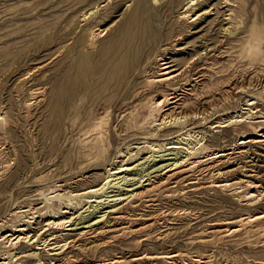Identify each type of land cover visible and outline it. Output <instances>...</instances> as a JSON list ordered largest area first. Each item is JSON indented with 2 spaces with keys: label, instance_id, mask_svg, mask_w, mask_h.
I'll list each match as a JSON object with an SVG mask.
<instances>
[{
  "label": "rangeland",
  "instance_id": "374dc122",
  "mask_svg": "<svg viewBox=\"0 0 264 264\" xmlns=\"http://www.w3.org/2000/svg\"><path fill=\"white\" fill-rule=\"evenodd\" d=\"M189 1L0 0V237L31 209L40 217L31 234L44 238L14 249L12 264H65L67 258L71 264H264V144L254 143L264 122H235L245 120L246 109L264 117V0H195V12L207 15L193 26L178 19ZM83 15L90 18L83 22ZM87 23L105 31L96 41L95 84L75 105L57 102L53 91L64 84L71 58L79 61ZM224 29L231 31L227 38ZM163 49L177 69L189 65L187 78L176 87H147L145 63ZM36 89L45 90L44 103L26 108ZM173 92L180 101L172 114L186 125L156 132L153 123L144 133L151 116L161 119L151 112L153 99ZM185 132L194 137L178 145V157L198 141L228 156L198 163L129 202L109 216L110 234H98L100 225L80 236V215L93 205L97 212L114 209L113 196L122 193L111 185L96 198L81 197L106 183L108 165L139 171L152 155L149 161L175 158L145 148H168L177 139L164 140ZM132 173L126 177L138 178ZM55 192L71 197L50 200ZM59 219L70 222L46 227ZM67 242L72 245L57 250Z\"/></svg>",
  "mask_w": 264,
  "mask_h": 264
},
{
  "label": "bare ground",
  "instance_id": "6f19581e",
  "mask_svg": "<svg viewBox=\"0 0 264 264\" xmlns=\"http://www.w3.org/2000/svg\"><path fill=\"white\" fill-rule=\"evenodd\" d=\"M175 1L176 0H167V3L170 6L171 5L173 6ZM154 2L155 3L159 2V0H154ZM199 4L200 3L196 2L195 0H190L189 3L187 4V6L190 9L188 8L183 14L179 15V18L178 17L177 18L181 21L187 22V24H189L191 26L196 25L197 23L199 24V21H201L203 16L207 15V13L201 15V14L196 13L197 11L195 12L193 7L197 6ZM228 6H232V5L229 4ZM94 14L90 13L89 15H91V17H92V16H94ZM224 14H226V13H224ZM82 18H84V19L81 21L86 22L90 17H87V15H83ZM228 20H233V18L229 17ZM87 25H88L87 26L88 27V29H87L88 36L81 43V45H83V46L81 47L82 49L79 51V53H80L79 61L75 60L74 58H71V60L69 62V70L67 72H65L63 75V77L65 78V81L63 82L64 84L60 85V86L56 85V88L53 91V93L55 95V96H53V100L56 99L57 102L58 101L59 102L60 101H64V102L68 101L70 104L75 105V103L77 101H79L80 95L81 96L83 95L85 97H89V94L91 93L90 91H92L91 86L93 84H95V76H96L97 72L100 70L98 68V65H97L98 63L97 64L95 63V58L99 55V54L97 55L98 52L96 51V44H97L96 41L98 39L102 38L105 31H100L99 29L97 31H95L96 27H93L89 23H87ZM223 31H224L223 32L224 38H227L228 35L231 34V31L229 29H224ZM174 51L176 52L179 50H174ZM168 56H169L168 49H163L156 57H154L153 59L150 57L146 61V63H145V69L146 70L144 72H142L143 73L142 76H143L144 82H145L147 87H153L157 84H161V85L167 84L171 87H176V86H179L183 80H186L187 74L190 70L189 65L187 64L188 66L183 70H181L179 68L177 69L176 66L173 65V61H171L170 58H168ZM142 62H143L142 58H139V60H137V62H136L137 66L139 67L142 64ZM95 88H96V86L94 87V90H95ZM102 89H104V88H101L99 90H102ZM45 94H46L45 90H43V89L32 90L29 93V99H27L25 101L24 106L26 108H29L31 106V108H32V105L34 103L43 102L44 98H46ZM139 97H140V93H137V95H135L134 99L138 100ZM179 101H180L179 95H177V93H174V92L170 93V94H162V95L156 96L153 99L152 104H151V112L153 114L160 113L161 119L158 121H154L153 120L154 116H151L148 119V121L145 123V127L142 129V131L144 133L149 134L148 131L150 128H152L151 125L153 123H154L153 128H156V132L157 131L162 132V130H166V128H169L171 126H175L174 128H176L180 125H186V122L183 118L178 117V116H174V114H172L173 111L175 110V108L177 107ZM255 104L256 103L253 101L248 106L253 107ZM246 110H248V114H247V117L245 118V120L242 117H239L241 119V121H235V122L242 123V122L249 121L250 124H256V123H253V122H256V120H262L264 122L263 116H258L256 114V112L252 111V109H246ZM167 112H169V114ZM27 114H28V112H27ZM235 122H233V123H235ZM225 127H229L228 124L223 125L220 128H225ZM132 128H133V126H132ZM126 130H128V129H126ZM193 137L194 136H192L191 134H187V132L180 133V134L178 133L172 139L167 138L166 140H164V142H165V141H169V140L172 141L174 139H177V142L169 143L168 148H165L164 144H160L159 146L151 145L149 147H146L145 150H148V151L151 150L154 153H161V154L163 153L162 156H159L160 159L166 158V156H175V158H170L167 160L164 159L163 162H160V161L158 162L155 160L149 161L150 158L154 157L152 155L147 159L148 161L141 164V166H143L144 164H148V165L139 171L137 168H129L126 165H116L117 162H114V163L108 165L107 169H106V173H105L106 174L105 175L106 176V183L101 188L89 190L88 192L82 194L81 197L89 196L92 199L96 198V196L101 191L105 190L106 186L109 187L111 185L113 187H116L118 190H121L122 193L119 194L118 196H113L114 198H116L115 200H113L115 202L114 209L107 211V212L105 210H104L105 212H97L99 205H97V206L93 205L90 207V209L92 208L91 213H89L86 216H82V214L80 215V218L78 219L79 223L76 224V227L82 226L79 229L81 231L80 236L83 237V236L88 235L94 229L98 228L100 225L103 227H102V231L99 232L98 234L111 232L112 226L108 222L109 216L111 214H116V215L120 214L121 211L123 210L124 206L127 205L129 202L140 200L143 197L147 196L148 194L158 190L159 188L166 186L173 179H175L179 176H183V175L187 174L188 172L190 173V171H192L194 169L195 165L198 163H207L209 165L214 164V163L216 164V162H218L217 160H219L222 157L228 156L227 153H226L227 155L225 154L226 151H224L223 149L216 152V151H213L211 148H209L206 144H204L205 142H203V144H201L199 146V141H198L196 143V146H199V148H196V146H195L194 148L191 149L193 151L188 152L185 156L178 157V153L177 152L175 153V151L182 149L178 145H181L188 138L190 139ZM260 138H261V140L255 141L254 143L264 144V134H261ZM251 142H253V141L249 140L246 142H241L240 145H244V144L251 143ZM129 144L130 143H128V145ZM157 147H159V150H155ZM169 151H171V152L169 154H166ZM169 161H172V162H169ZM152 162H153V165L151 166L150 164ZM159 163H162V164L159 165ZM132 172L133 173L135 172L134 176H138V178L128 179V177H126V176L130 175V173H132ZM123 174H124V176L121 177L120 175H123ZM69 194L70 193H67L66 195H61L60 193L55 192V194L50 197V200L58 199L61 201L62 198L71 197ZM76 196H78V195L76 194ZM92 202H95V201L89 200L88 203H92ZM24 208H26V207H24ZM107 208H112V207H107ZM20 210H21V208H20ZM20 214H21L20 217L22 220L21 224L18 225L16 228H12L10 231L11 234L9 233L7 235L0 237V248H2V249L5 248V250H6L3 252V254L0 255V264H12L11 262L16 256L12 253V251H14V249H16L19 245H21V244L32 245V244H36L39 242H43L42 240L44 238L42 239V236L40 234H34V233L31 234L33 232L31 230L32 225H34V223L37 221V218H40V217H37V212H35V211L33 212V210L30 209V210H26V211L23 210V212H21ZM97 214L98 215L100 214V215L96 216ZM261 218H264V216H262ZM257 219L258 218H256L255 220H257ZM67 220H68V218H67ZM244 221H247V222L251 221L252 222V219H249V220L245 219ZM69 222L70 221H66L64 219L52 220V221L50 220V222H48L46 224V227H50V226L65 227ZM113 228H114V226H113ZM37 245H39V244H37ZM68 245H69V243L67 242L61 248H59L57 250H61L63 248H66ZM70 245H72V244H70ZM47 246H49V245H47ZM8 249H10V250H8ZM50 250H53V249H50ZM53 255L58 257L60 255V253L53 254ZM170 258H172V257H170ZM64 261H65V259H64ZM71 261L69 260V258H67V260L65 261L66 262L65 264H71ZM116 262H118V261H116ZM51 264H57V263H53L51 261Z\"/></svg>",
  "mask_w": 264,
  "mask_h": 264
}]
</instances>
